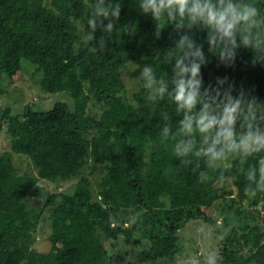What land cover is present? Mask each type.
Returning <instances> with one entry per match:
<instances>
[{
  "label": "trees",
  "instance_id": "trees-1",
  "mask_svg": "<svg viewBox=\"0 0 264 264\" xmlns=\"http://www.w3.org/2000/svg\"><path fill=\"white\" fill-rule=\"evenodd\" d=\"M109 2H121L122 11L111 42L100 48L96 41L105 34L98 30L95 40L82 41L77 24L88 34L94 0H52L50 6L0 0V95L4 76L16 84L26 71L42 74L43 92H65L73 100L45 112L28 105L22 114L6 108L0 115L11 153L28 157L37 170L36 177L20 175L11 153L0 155V264H116L109 241L138 237L149 244L146 259L155 264L180 252V230L198 220L221 239L217 264H264V193L246 195L241 172L258 157L208 170L213 180L202 183L193 166L174 156L173 142L160 136L161 112L169 113L174 128L179 119L174 104L167 97L150 101L139 75L146 64L158 77L172 74L157 52L173 47L176 33L169 27L157 40L154 21L139 12L138 0ZM257 2L264 11V0ZM206 35L194 37L208 56L201 69L205 86L228 77L264 101V64L253 66V53L242 48L235 65L225 67L208 53ZM129 65L136 67L131 76L139 86L131 97L124 83ZM92 103L99 115L90 113ZM220 171L225 179L217 183ZM74 179L70 194L40 184ZM39 199L40 211L33 207ZM46 210L49 248L41 251L36 232ZM225 228L231 229L227 236Z\"/></svg>",
  "mask_w": 264,
  "mask_h": 264
},
{
  "label": "clouds",
  "instance_id": "clouds-1",
  "mask_svg": "<svg viewBox=\"0 0 264 264\" xmlns=\"http://www.w3.org/2000/svg\"><path fill=\"white\" fill-rule=\"evenodd\" d=\"M90 7L86 39L95 40L99 30L105 35L97 45L106 48L117 30L122 3L94 0ZM137 7L141 14L151 16L157 40L169 27L177 36L173 47L157 52L172 74L158 77L153 66L146 64L139 75L149 92L147 98L155 102L167 97L179 116L174 128L169 113L161 112V139L173 142L174 156L193 166L202 183L213 180L208 170L230 167L235 160L245 165L248 158L258 157L241 172L247 181L246 195L264 193V101L228 77L205 86L201 69L208 64V56L204 44L194 38L197 32H206L208 53L225 67L235 65L242 48L253 53V66L264 64V11L257 0H138ZM224 179L220 171L215 182ZM230 230L225 228L223 236ZM192 264H217V255L208 252Z\"/></svg>",
  "mask_w": 264,
  "mask_h": 264
},
{
  "label": "rangeland",
  "instance_id": "rangeland-1",
  "mask_svg": "<svg viewBox=\"0 0 264 264\" xmlns=\"http://www.w3.org/2000/svg\"><path fill=\"white\" fill-rule=\"evenodd\" d=\"M52 0H45L48 6ZM80 36L82 41H87L86 27L78 22ZM136 67L129 65L124 73V83L126 85L128 96L138 89V79L131 75ZM29 72L24 71V75L19 83L11 84L4 76L2 87L4 93L0 95V115L6 108L12 110L13 115L22 114L26 106H31L36 112H45L51 110L56 103L64 102L72 105V98L68 93L47 94L40 88L41 73L36 76H30ZM90 113L99 115L101 108L98 104L90 105ZM11 153L10 138L5 133H0V155ZM11 158L18 174L26 176H37V170L28 157L11 153ZM77 179L52 184L41 181L40 184L53 193L70 194L75 190ZM228 182V189L232 188L231 181ZM38 211L43 207L41 199L35 202ZM49 211L44 212V216L36 232L35 248L45 251L49 248L48 236L50 234ZM220 237L212 231V227L203 221H191L179 232L180 252L173 259H160L155 264H192L194 260L202 261L208 252H215L217 259L220 252ZM109 251L116 264H152L146 259L149 253V244L146 240L140 239L133 242H127L124 239L118 241H109Z\"/></svg>",
  "mask_w": 264,
  "mask_h": 264
}]
</instances>
